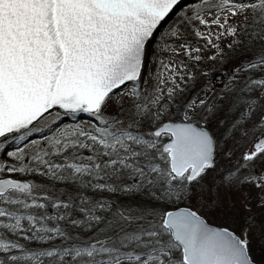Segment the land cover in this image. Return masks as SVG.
Returning a JSON list of instances; mask_svg holds the SVG:
<instances>
[{"label": "snow or ice", "instance_id": "obj_1", "mask_svg": "<svg viewBox=\"0 0 264 264\" xmlns=\"http://www.w3.org/2000/svg\"><path fill=\"white\" fill-rule=\"evenodd\" d=\"M0 264H264V0H0Z\"/></svg>", "mask_w": 264, "mask_h": 264}]
</instances>
